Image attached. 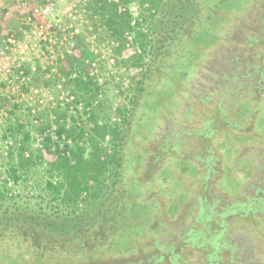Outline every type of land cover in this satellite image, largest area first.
<instances>
[{"label":"trees","instance_id":"obj_1","mask_svg":"<svg viewBox=\"0 0 264 264\" xmlns=\"http://www.w3.org/2000/svg\"><path fill=\"white\" fill-rule=\"evenodd\" d=\"M222 2L227 3L226 0H176L172 5H163L162 0H92L86 6L85 15L91 22L92 31H100L97 36L99 42L106 41L112 45V53L118 65L140 70L137 77H132L128 87L127 106L116 107V121L112 122L105 100L108 83H99L97 76L91 74L88 44L79 35L74 39V55H65L64 67L58 65L57 74L51 73V65L43 68L37 61L34 62V72L30 71L29 66L23 67L30 80L22 87V91L26 92L31 87L53 90L56 104L50 111L39 112L37 115L31 114V107L26 103L13 104V111L6 112L9 118L11 115L14 118L12 122L10 119L4 131V138L7 134L13 144L6 156L9 161L8 179L13 183L25 180L29 168L41 162L40 151L35 152L31 147V132L34 131L41 137L40 149L51 158L47 163L49 179L45 188L53 194L52 200L75 213L80 203H88V197L96 199L99 196L105 174L111 172L115 178L112 185L116 190L108 192L107 198L111 200L102 216L114 218L116 210L121 208V197L124 194L120 188L122 189L124 178V164L128 158L126 154L128 150L138 148L137 143L148 126H152L153 130L151 137L143 140L146 155L139 173L149 160L151 163H158L153 168V171L157 170L161 164L160 159L168 156L187 160L199 174V165L202 162H214L213 153L222 154L225 145L233 147L235 153L240 155V146L244 143L236 142L234 138L247 133L245 130L239 131L241 120L248 125V120L256 116L258 100L263 96L260 93V83L264 79V65L262 70L248 66L246 69H253V74L247 71L241 74L238 67L230 66V70L221 74L220 80L214 77H210V81L203 80L204 76L199 72L201 65L210 48L224 39L229 28L225 26L224 31L219 30L221 24L227 23L217 19H214L216 24L212 27H205ZM45 4L47 2L42 5ZM135 6L139 15L131 25L133 16L130 8ZM171 6L172 9L169 8ZM120 8L124 10L120 11ZM158 14L165 17L164 26H151L149 19L153 20ZM153 34L158 38L154 39L151 36ZM128 38L132 53L129 57L122 58L121 54L129 48L126 46ZM255 73L259 78H254ZM200 85L205 87L202 96H198ZM59 94H66L68 102H59ZM243 96L244 99L248 97L249 106L238 119L234 116L235 106ZM192 98L196 100L194 105L191 101L186 102ZM185 103L187 104L184 106ZM197 104L202 105L200 112L192 116ZM16 111L20 116L22 112L26 113V126L20 122L21 117L14 114ZM31 118L40 123L33 125ZM224 134L228 136L225 138ZM106 145L110 153L106 152ZM154 145L158 146L155 153L150 150ZM171 151H181V155ZM25 153L27 157L24 156ZM6 184L5 181L4 185ZM244 188L245 183L239 192H243ZM4 191L7 192L6 188L0 189V197ZM215 204L216 202L208 201L203 196L196 197L194 214L201 227L187 230L185 242H189L190 248L201 250L202 254L198 258L200 264H223L216 255L218 247L228 248V263L235 264V260L239 258V249L231 242L232 234L225 231L230 222L222 221L220 226L223 228L220 230L212 229L208 224L217 217ZM257 204L256 210L264 211V205ZM246 208L245 203L235 202L228 205L225 213L219 216H238ZM108 222L102 221L104 225L101 230L95 228V234H90L91 237H100V243L104 242L106 238L99 233L108 228ZM0 228L3 230L0 239L12 241L21 251L20 258L27 257L25 253L28 249H31L35 258L45 257L49 248L56 246L58 239L67 245L56 247L55 250H65L73 247L72 243L78 245L83 241L75 233L72 237L62 238L61 234L66 229L62 224L45 222L44 225L28 229L0 224ZM68 232L70 231L67 230L66 234ZM45 243L51 247L45 248ZM156 247L165 253L166 264H190L188 258L181 257L163 243ZM128 255L129 253L125 256ZM160 260L163 257H158L153 264Z\"/></svg>","mask_w":264,"mask_h":264},{"label":"rangeland","instance_id":"obj_2","mask_svg":"<svg viewBox=\"0 0 264 264\" xmlns=\"http://www.w3.org/2000/svg\"><path fill=\"white\" fill-rule=\"evenodd\" d=\"M48 1L50 0H0V39L4 35L19 36L18 19L21 14ZM70 1L52 0L54 13L61 11ZM175 1L162 0V4L172 5ZM226 1L227 3L219 4L217 7L219 10H216L213 19H209L205 25L212 27L216 24L214 19H217L227 23L221 24L219 30L224 31L225 26L229 28L224 39L210 48L201 65L199 72L204 76L202 77L204 81H210V77L220 80L221 74L230 70L232 66L238 67L241 74H244V71L253 74V69H246L248 66L262 70L264 65V0ZM22 2L26 4L25 10L20 8ZM169 8L172 9V6ZM145 16L148 15L145 13ZM161 18L163 17L158 14L153 20L149 19L150 25L164 26L165 17ZM92 28L90 20L84 15L79 36L88 44L87 52L92 63L91 74L97 76L99 83L104 81L108 83L105 100L111 121L115 122V109L127 106L128 87L132 77H137L140 70L118 65L112 53V45L106 41L99 42L97 36L100 31L94 33ZM151 36H154V39L158 38L155 34ZM205 41L208 43V38ZM66 48L65 43L60 47H54L52 49L54 58L51 63L48 60L43 61V57L37 59L32 56V60L37 61L43 68L51 65V73L57 74V66L64 67V57L68 55ZM72 52L75 51L71 49L69 55H72ZM131 53L132 50L129 48L121 54V57H129ZM254 76L256 79L259 78L257 73ZM260 85L262 89L260 93L263 96L258 100L256 116L248 120V125L244 124L242 119L239 131L241 129L247 133L241 134L240 137L236 135L234 138L236 142L244 143L240 146L241 156L235 153L233 147L225 145L222 154L213 153L214 162L204 164L202 162L199 165V174L195 166L187 160L168 156L160 159L161 164L157 170L153 171V168H156L158 163H151L149 160L143 171L139 173L143 157L146 155L143 140L145 137L146 139L151 137L153 130L152 126H148L143 132V137H140V142L137 143L138 148L134 151L128 150L126 154L128 158L124 164L125 172L122 189L120 188L124 193L121 197V208L116 210L115 217L113 216L114 218L108 222V228L99 233L106 238L104 242L100 243V237L93 239L88 234L82 242L80 240L81 244L72 243L73 247L55 250L56 247L67 245L63 240L58 239V243L53 247L45 243V248L51 247L45 253V257L35 258L34 253L31 254V249H28L30 252L27 250L25 253L27 257L20 258L21 251L12 241L0 239V264H138L139 262L153 264L158 257H163V260L157 264H166L165 253L160 252L156 247L162 243L171 250L174 249L173 251L179 253L181 257L188 258L190 264H200L198 258L202 252L190 248L189 242H185V233L189 229L201 227L200 221L195 217L194 208L196 197L202 196L208 201L216 202L214 209L217 217L208 222L212 229L220 230L223 228L220 226L222 221L230 222L225 231L232 234L231 242L239 249L237 254L239 258L235 260V264H264V227H262L264 211L255 208L259 205L257 203L264 205V79ZM204 88L203 85L199 86L198 96L203 95ZM52 91L40 89L33 96L31 107H35L36 115L39 112L50 111L54 107L56 101ZM3 93L1 90L0 108L4 110L0 112V189L6 188L7 192L4 191L0 197V224H12L27 229L44 225L45 222L53 225L62 224L69 228L70 234L81 235L82 231L78 232L77 229L81 226L73 228L78 225L77 222H80L76 221V218H89L97 213L100 206L104 204L109 206L111 198L108 199L107 194L116 190L112 185L115 178L111 172H107L99 196L96 199L88 197L87 204L80 203L79 209L71 213L68 207L52 200L53 194L45 188L49 179L47 163L51 158L40 149L41 137L32 131L31 147L35 152L40 151L41 162L29 168L25 180H19L17 183L10 181L7 176L9 161L6 156L13 144L7 134L4 138V131L10 119L11 122L14 119L12 115L9 118L6 112L13 111L12 105L16 104L15 101L18 99ZM244 98L243 96L235 106L234 116L238 119L244 115L249 106L248 97ZM57 99L59 102H68L66 94H59ZM188 101L194 105L196 100L192 98L186 102ZM201 106L200 104L195 106L192 116L200 112ZM14 114L20 116L17 111ZM20 117V122L25 125L28 120L26 113L22 112ZM31 119L33 125L40 123L34 118ZM227 136L228 134H224L225 138ZM157 149L156 145L150 148L154 153ZM106 152H111L108 145ZM180 152L174 153L181 155ZM24 156L27 157V154L25 153ZM5 181L6 185H4ZM244 183L243 192H239ZM239 201L247 205L242 214L219 216L225 213L224 210L228 205ZM29 219L32 221H28ZM1 234L3 230L0 228V237L3 236ZM133 252L135 254H132ZM127 253L129 255L125 256ZM216 255L223 264H230L228 248L218 247Z\"/></svg>","mask_w":264,"mask_h":264},{"label":"built area","instance_id":"obj_3","mask_svg":"<svg viewBox=\"0 0 264 264\" xmlns=\"http://www.w3.org/2000/svg\"><path fill=\"white\" fill-rule=\"evenodd\" d=\"M51 1L21 14L18 19L19 36L4 35L0 39V91L3 90L6 95L16 97L18 99L15 101L16 104L26 103L31 107L33 96L39 91L32 87L26 92L22 91V87L30 80L23 67L29 66L31 72L35 71L32 56L37 59L43 57V61L48 60L51 63L54 58L52 49L62 46L63 43L67 46V54H71L74 39L81 31L86 6L92 0H71L57 13H54ZM25 6L23 2L20 4L22 10L26 9ZM123 10L120 8V11ZM130 11L133 16L131 25H133L139 10L133 7ZM128 40L126 46L130 48V38ZM3 110L0 108V112ZM30 112L34 114L35 109L31 107Z\"/></svg>","mask_w":264,"mask_h":264},{"label":"flooded vegetation","instance_id":"obj_4","mask_svg":"<svg viewBox=\"0 0 264 264\" xmlns=\"http://www.w3.org/2000/svg\"><path fill=\"white\" fill-rule=\"evenodd\" d=\"M171 153L174 154L173 151H171ZM104 206L106 205L104 204L100 206L97 213H95L94 216H91L89 218H80V219L76 218V221H80V222H77L78 225H75V226H81V228H77L78 232L79 230L82 231L81 235L80 234L78 235V237H81V240H84L88 234H95V231H96L94 230L95 228L100 231L101 227L104 225L102 224V221H110L112 219V218H106L102 216L101 213L105 208ZM28 221H32V219H29ZM68 221H73V220H68ZM65 228H66L65 232L61 234L62 238L71 237L72 234H70V232L66 234L69 228L68 227H65Z\"/></svg>","mask_w":264,"mask_h":264}]
</instances>
